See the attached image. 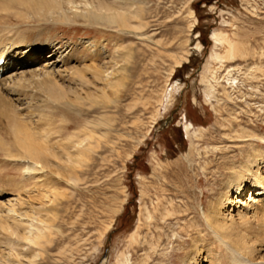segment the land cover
<instances>
[{"label": "rangeland", "instance_id": "rangeland-1", "mask_svg": "<svg viewBox=\"0 0 264 264\" xmlns=\"http://www.w3.org/2000/svg\"><path fill=\"white\" fill-rule=\"evenodd\" d=\"M94 5L126 13L134 27L121 34L99 13L89 21L74 14L39 21L36 8L15 2L0 6V51L12 41L46 43L33 62L39 67L48 51L56 50L51 56H60V62L49 67L67 92L74 88L70 76L80 73L74 88L79 97L64 115L51 111L53 104L45 99L37 106L38 93L24 73L33 62L16 71L17 65L12 77L0 82V222L13 204L24 222H31L25 212L32 217L36 212L47 224L37 244L10 238L0 229L1 264H141L145 252L152 255L147 264H167V253L172 263L181 264L199 247L197 231L186 225L201 214L198 201L205 209L222 197L224 168L237 165L254 147L264 151V0H98ZM9 27L11 35L5 30ZM211 32L232 42L234 59L210 57L214 52L224 56L228 48L226 41L215 43ZM109 57L125 60L106 80L94 76L90 67H110L104 63ZM70 67L76 69L67 73ZM232 76L234 85L229 84ZM6 109H16V119L4 114ZM185 123L192 125L189 132ZM229 123L257 137L230 141L223 136ZM88 124L96 126L100 148L83 152L73 173L69 162L56 166L53 157L46 158V172L34 174L24 169L28 163L6 156L16 153L26 137L47 141L57 152L53 142L81 140ZM107 139L113 142L108 147ZM160 194L173 201L168 218L155 207ZM44 207L51 212L40 211ZM178 213L186 217L177 221ZM202 230L201 225L203 248L217 254L218 244ZM222 261L232 264L224 255Z\"/></svg>", "mask_w": 264, "mask_h": 264}, {"label": "bare ground", "instance_id": "bare-ground-1", "mask_svg": "<svg viewBox=\"0 0 264 264\" xmlns=\"http://www.w3.org/2000/svg\"><path fill=\"white\" fill-rule=\"evenodd\" d=\"M5 1L6 2L4 3V5H0L1 7H9V4H11V2H15L17 5L26 7L27 9H29L30 7L36 8L38 10L36 13H37V18H39L38 19L39 21L55 20V18L69 19L70 15H73V14L74 16L81 18L84 21H89L91 19L98 18L100 15L101 16L100 19L102 21H105L106 23H109L112 26L116 27V31L121 32V34H123L124 32L126 33L127 29L134 27V25L130 21L129 15H127L126 13L118 14V12L116 11L112 13L107 12V11H102L100 6L99 8H98V5L95 6L94 3L97 4L98 0H5ZM132 3H134V1H132L131 4ZM102 13H105V14L102 15ZM8 29L11 30L12 28L9 27L5 30H8ZM9 30H8V34L11 35ZM210 38L213 39L215 43L226 41L227 43L226 42L224 43H226V45L228 44L226 55L222 56L214 52L211 54L210 57H213L215 59H218V58L234 59L233 53L235 52H234L233 44L231 41H228L227 39H225L224 36L221 37V35L217 34L216 32H211ZM12 42L13 44L10 43V45L7 48H5V51H0V82L12 77L13 75L12 70L15 69L17 65H19V67L17 66L16 71L17 69H20V67L22 66L28 65L32 63L33 61L34 62L37 61L40 58V55H42V51L47 47V44L44 42H41L33 46H23V45H20V43L22 42H18V43H16L15 41H12ZM18 49H22V51L21 52L16 51ZM55 52L56 50L50 49L48 51L46 61H44L43 63L40 62L41 64L39 67H38L39 65L38 63L37 65L33 62L32 64H34L35 66L33 65V68L29 70H25L24 73H29L30 78L27 77V79L29 78L31 80V82L29 83L31 84L30 87H33L34 90H36L35 92L38 93L39 101H38L37 106H42L40 105L41 103L39 102L48 101L51 105L53 104L51 111H54V112L58 111L59 113L64 115V114H67L69 111H71L70 110V107H72L71 104L74 103V101L76 100L75 98L79 97L78 94L76 93V90H74V88H76V86H78L80 83L76 81L77 80L76 77L77 76L80 77V73L77 71H74L73 73L72 71L74 76H70V80L74 82L73 83L74 88H71V89L69 88L68 89L69 92H67V90H64V88L58 84V80L55 79L56 72L54 71V68L49 67L51 66V64H54V63L56 64L60 62V59H59L60 56L57 59H52L54 57L51 55L54 54ZM113 59L109 57L105 60L104 63H112V64H109L110 67L107 68L106 66L105 69L103 70H101L102 68L100 69L99 66L92 65L90 67L92 74L97 77H103L104 80H106L105 77L106 78H109V76L111 77V75L113 74L112 71L115 65L120 66L125 60L123 58L114 59V60ZM72 69H76V68L70 67L68 71L66 69L65 71L68 73ZM37 71L38 72L41 71V73H38ZM66 72L64 73L66 74ZM60 74L62 75L63 73L60 72ZM227 74L228 73H226V75ZM68 75L69 74L63 75V76L66 77ZM57 76H59V74H57ZM19 77H21V75ZM229 77L231 76L229 75ZM230 79L231 81H229L230 82L229 84L234 85L236 83V78H233L232 76V78ZM14 82L15 81H13V83L11 84H14ZM21 84L23 83H20V85ZM30 87L29 89H31ZM30 91H33V90H30ZM210 93L212 94V92H209V91L207 92L208 95ZM69 94L73 96L69 97ZM19 109L21 110L22 107ZM13 110H16V109H11V110L6 109L4 114L9 115L12 118L16 119L15 113L13 112ZM16 116H19V114ZM18 120H20V118ZM18 120H15V121L17 122ZM18 124L20 125V123ZM95 127L96 126H94L93 128L92 127L90 128L88 124L86 127L87 129L85 128L86 131L84 132L82 131L83 137L81 138V140L72 141L71 144L68 143V145H63L62 143L53 142L54 148L57 150V152H53L52 150H50L49 146L46 144L47 141L39 142V141H34L33 138L30 139V137H26L24 141H21L20 143L17 144L18 151H16V153L9 152V154L6 156L7 158L9 156V158L13 159L14 161L17 160V161L28 163V165L25 166L24 169L30 170L34 174L38 172L39 173L46 172L47 164H48L46 158L53 157L55 159L54 161H55L56 166L58 164L60 167H63L65 166V164H67V162H69L71 166L70 165L68 166L72 167L69 170L73 173L76 171L75 170L76 168L74 167V165L76 166L78 164V157L81 154L83 155L84 154L83 152H87L88 150L92 149V147H95V146L97 147L101 142L100 138L97 136V130ZM184 128H185V131L189 132V130L192 129V125L190 123H185ZM235 128H236L235 126L229 123L228 129H227L228 132L224 131L223 136L228 137L230 141H239V142L249 141L250 139L252 138L254 139L257 137L250 132L249 134L243 128H236V129ZM260 140H262L264 143V138H261ZM104 143H106L108 147L109 143H113V142L107 139V141L105 140ZM1 146H3V144H1ZM236 147H239V146H236ZM60 148L61 150L65 149L66 151L64 155L58 156L56 153H58V150H60ZM98 148L100 147L98 146ZM93 150H98V149L94 148ZM218 153L224 155L225 150H219ZM225 169L227 170L226 172L228 173V175L226 177L227 180L224 181V192H223L222 197L220 196L218 199H216L215 202L209 201L205 209L201 207V201H198L197 205L198 207L200 206V210L202 211L201 214H199L198 216H195L197 218L196 220L194 219L193 222L191 223L189 222L190 224H186V225H190L189 227L190 228L192 227V230L195 228V232L197 231V235L195 236L196 237L195 244L198 245L199 247H196L195 252L193 253L191 257L183 256L181 259V264H203L204 262L205 264H224V262L222 261L223 255H224V260L232 264H264V151L262 152L261 150H258L254 147L253 149L247 152L246 156H241V160L237 165L231 166L229 168H224V170ZM33 179L34 181L37 182L39 181L40 178L38 176V177H34ZM189 179L190 177H188V180ZM161 191L163 190L161 189ZM44 193L47 194L46 195L47 197L49 196L46 190L44 191ZM161 194L163 195V193ZM200 194H203L202 190H200ZM162 195L160 197L158 196L159 199L157 198V201H156L157 203L155 202L156 203L155 207L156 209L161 208L162 210V211L160 210L161 215L163 217L167 216L168 218V215H170L169 211L171 209H174L173 201L170 200L171 198L168 199ZM153 207L154 206H152L151 208ZM42 210H45L47 214L51 212L49 209H46L45 207L41 209L40 211ZM147 213L148 211L145 214ZM24 214H25V217L28 216V218L31 219V222L29 221L24 222V219L20 218L21 215H19L18 217V214H16V209H14L13 204H10L8 212L5 213V215L3 214L4 215L3 218L5 219L0 222V229L2 231L9 232L6 234H9L10 238H15V236H17L16 238L19 237L20 238L19 240L21 241L23 240V243L30 242V243L37 244V242L40 241V238L43 239L45 237L44 235L46 233L45 230L47 228V224H45L46 222H44L43 220L37 219L36 212L33 217L29 215L27 212H25ZM184 216L186 217L185 214L178 213V215L176 214L174 218L177 221L178 220L181 221ZM7 219L10 220L9 222L10 224L6 223L8 221ZM143 219L144 218H142L141 223H144ZM32 220H34V222H32ZM139 225L141 224L139 223ZM139 225H137V228L139 227ZM142 225L147 226L146 223ZM201 225L204 228V230L202 231L206 232L208 236H211L213 241H215L218 244L219 251H216V253L218 252L217 254L211 255L209 254L210 250L208 251L206 248H203V246H205L204 245L205 243L203 244L204 236L201 237L200 234L198 235V227ZM200 230L199 232L202 233ZM18 231H23V232L18 233ZM172 233H175V231ZM187 235L189 234L187 233ZM207 235H205V237ZM22 246L24 247V245ZM153 246L154 245H152L151 248ZM152 250H154V248H152ZM202 251H203V254L200 253ZM205 251H208V253L204 254ZM11 252L9 253L10 256L12 255ZM13 253L15 252L13 251ZM151 258H152V255L151 254L149 255V253L145 252L144 259L141 264H147V262H151ZM162 260H163V257H162ZM164 260L166 261L167 264H176L175 262L172 263L171 258L169 257L168 253L165 254ZM9 264H12V263H9Z\"/></svg>", "mask_w": 264, "mask_h": 264}]
</instances>
